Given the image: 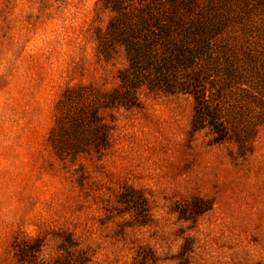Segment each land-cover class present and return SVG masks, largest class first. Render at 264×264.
I'll return each mask as SVG.
<instances>
[{
    "label": "rangeland",
    "instance_id": "1",
    "mask_svg": "<svg viewBox=\"0 0 264 264\" xmlns=\"http://www.w3.org/2000/svg\"><path fill=\"white\" fill-rule=\"evenodd\" d=\"M99 1L0 0V264H264V0H192L185 93L123 84Z\"/></svg>",
    "mask_w": 264,
    "mask_h": 264
},
{
    "label": "trees",
    "instance_id": "2",
    "mask_svg": "<svg viewBox=\"0 0 264 264\" xmlns=\"http://www.w3.org/2000/svg\"><path fill=\"white\" fill-rule=\"evenodd\" d=\"M99 10L110 13L106 27L96 29L98 53L110 59L117 48H121L128 61V67L121 73L123 84L134 81L133 88H140L141 78L147 72L160 75L154 84L165 86L168 93L186 92L181 77L198 68L205 48L201 40H209V23L193 24L192 0H100ZM206 24L207 26H203ZM197 38V48H191V40ZM202 38V39H201ZM147 81V80H146ZM91 93L87 90L66 95L65 103L85 99L83 109L73 118L65 137L56 145L62 152L66 145L76 149L87 144L95 134L93 112L90 111ZM110 105H126V98L120 90L109 94ZM95 115V114H94ZM24 252V251H23Z\"/></svg>",
    "mask_w": 264,
    "mask_h": 264
}]
</instances>
